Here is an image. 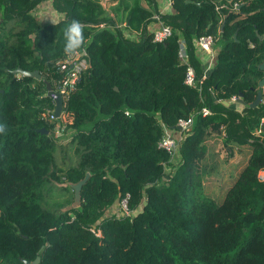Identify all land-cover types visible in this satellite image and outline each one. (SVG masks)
<instances>
[{
  "label": "trees",
  "instance_id": "1",
  "mask_svg": "<svg viewBox=\"0 0 264 264\" xmlns=\"http://www.w3.org/2000/svg\"><path fill=\"white\" fill-rule=\"evenodd\" d=\"M39 1L0 0V264L36 256L38 264H264V94L248 106L264 74V0H171L159 13L171 27L162 41L147 25L155 0H117L114 15L101 0H52L60 16L47 22L31 11ZM72 21L82 27L79 47L67 34ZM203 33L218 48L198 89L183 80L177 46L182 38L200 76L191 42ZM82 49L87 66L62 103L76 159L61 165L44 79L55 88L65 74L57 61ZM239 93L244 103L228 101ZM189 115L170 158L157 142ZM211 135L229 153L249 146L219 201L202 191ZM86 172L78 206L46 207V184ZM117 197L120 209L109 212Z\"/></svg>",
  "mask_w": 264,
  "mask_h": 264
},
{
  "label": "built area",
  "instance_id": "2",
  "mask_svg": "<svg viewBox=\"0 0 264 264\" xmlns=\"http://www.w3.org/2000/svg\"><path fill=\"white\" fill-rule=\"evenodd\" d=\"M45 1L50 4L52 3V0ZM101 2L104 3V0ZM161 6L166 7L165 12L170 11L168 8L171 7V0H164V4ZM233 7H236L235 2L233 3ZM34 10L40 11V6L37 5L34 7ZM159 13L164 12H161L160 10L153 12L151 20L147 24L148 30L152 32L153 41H162L171 34V27L167 23L163 22L159 16ZM130 32L133 33V35H136L135 32ZM214 42V36L210 33H203L192 39V51L199 61L201 70L200 76L196 77L193 65L188 62L185 42L182 38L178 40L177 55L179 56V59L185 64L183 80L186 84L190 86H196L198 89L200 88V80L207 74L215 60L217 48L214 47ZM57 63L59 65V69L64 71L65 74L57 81L56 87L54 89L58 91L61 94L62 99H64L72 90L75 89L76 81L80 75V72L87 66L86 51L82 49L80 51L69 53L64 58L58 60ZM237 97L238 96L230 95L228 101H236ZM209 111L210 110L208 106H202L200 109V112L203 115L208 114ZM45 116L50 121L54 122L53 129L57 136L63 133L67 122L71 121V116L68 115L63 109H61L59 116L54 114L53 109ZM191 123V115L178 118L175 124L178 125V128H176L178 133L176 135H172L168 132L167 127H164L163 133L158 140L157 145L166 150L169 153L170 158L176 156L179 140L184 135L185 131L189 129ZM122 207L123 209L127 208L125 200L122 201Z\"/></svg>",
  "mask_w": 264,
  "mask_h": 264
},
{
  "label": "rangeland",
  "instance_id": "3",
  "mask_svg": "<svg viewBox=\"0 0 264 264\" xmlns=\"http://www.w3.org/2000/svg\"><path fill=\"white\" fill-rule=\"evenodd\" d=\"M116 1L117 0H104L105 10L107 11L112 8V11H114L113 7L117 3ZM113 2L115 3L112 4ZM158 10L165 12L166 7L160 6ZM56 15V17H50L49 20L58 19L59 16L58 14ZM117 21L119 20L117 19ZM125 31L128 35H131V37L136 36L127 29ZM214 47L218 48L217 42H214ZM261 89L264 91V86H262ZM65 129L66 126L64 127L63 133L59 136L55 134L54 129L52 130L53 135L58 137L60 141L64 143L57 147L55 151L57 163H60L61 165H66L68 162L74 160V158L76 159L72 146L68 143L70 132ZM204 142L206 145V154L201 160V166L205 169L202 176V191L205 195L219 201L245 161L249 146L242 145L240 148H236V146L233 145V148L231 147V153H229L227 148L222 147V142L217 136H207ZM258 176L264 178V169L259 170ZM44 189L48 192L43 199V203L46 207L51 209H64L79 205V200L76 199L75 191L70 183L62 185L58 181H52V183L46 184ZM119 207L120 205L117 203L110 206L108 211L111 212L118 210L120 209Z\"/></svg>",
  "mask_w": 264,
  "mask_h": 264
},
{
  "label": "water",
  "instance_id": "4",
  "mask_svg": "<svg viewBox=\"0 0 264 264\" xmlns=\"http://www.w3.org/2000/svg\"><path fill=\"white\" fill-rule=\"evenodd\" d=\"M221 26H222V23L220 24V27ZM31 36L34 37V34L32 33ZM257 36H258V38L264 37V34L263 35L257 34ZM258 67L260 69H262L263 72H264V62L263 61L258 64ZM12 72L14 74L22 73L24 75H29V76L36 77L38 79L42 78V74L40 73V71L38 69L28 70V69H23L21 67H16L15 69L12 70ZM44 82H45V87H46V94L48 96L52 97V99L54 100L53 112H54V114L56 116H59L60 115V111L62 109V103H63L62 96H61V94L58 91H56L54 89V87L52 86L50 81L44 79ZM263 85H264V74L258 80L259 88L256 90L254 98L248 103L249 107H254V106H256L259 103V101L261 99V94H262L261 88H262ZM2 90L3 89L0 88V91H2ZM236 101L240 102V103H244L243 99L241 98V93L238 94V97L236 98ZM224 102L227 103V101H224ZM175 128H178V125H175ZM39 130L42 131V132L48 133V129H46V128H40ZM88 175H89V172H86L85 176L82 179H80L79 181L70 182L71 186L73 187V189L75 191V196H76L77 200H79V198H80V188H81L82 184L85 182V180L87 179ZM64 184H68V183H64ZM118 202H119V197H117L115 199V203H118ZM121 213H124V210L121 211ZM24 261L26 263H29V260H27V259H25ZM38 262H39V256H36L32 260V263L33 264H38Z\"/></svg>",
  "mask_w": 264,
  "mask_h": 264
},
{
  "label": "crops",
  "instance_id": "5",
  "mask_svg": "<svg viewBox=\"0 0 264 264\" xmlns=\"http://www.w3.org/2000/svg\"><path fill=\"white\" fill-rule=\"evenodd\" d=\"M102 1V0H101ZM156 1V7L157 9L164 4V0H155ZM115 2H113L112 4H114ZM144 3V2H143ZM104 8H105V5L104 3L102 2ZM37 5L40 6V11H35L34 10V7H36ZM168 10L171 11V7L168 8ZM109 14L111 15H114V11H112V8L107 10ZM32 13L35 15V17L39 20H41L42 22H47V21H53V20H49L50 17H56L58 14V16H60V12H58L56 9H54L52 3H47L45 0H40L36 5L33 6L32 8ZM122 24H125V22H122ZM264 86V85H263ZM262 90V93L264 94V91L263 89ZM235 105L236 108H239L240 105L239 104H233ZM168 129V132L171 133L172 135H176L178 133V131L175 129V128H167ZM248 154H246V157H247ZM245 157V159H246ZM245 162V161H244ZM243 162V164H244ZM242 164V165H243Z\"/></svg>",
  "mask_w": 264,
  "mask_h": 264
},
{
  "label": "clouds",
  "instance_id": "6",
  "mask_svg": "<svg viewBox=\"0 0 264 264\" xmlns=\"http://www.w3.org/2000/svg\"><path fill=\"white\" fill-rule=\"evenodd\" d=\"M67 34L75 35L78 40L74 47H79V44L83 41L82 27L78 21H72L67 27ZM0 131H3V127L0 126Z\"/></svg>",
  "mask_w": 264,
  "mask_h": 264
}]
</instances>
